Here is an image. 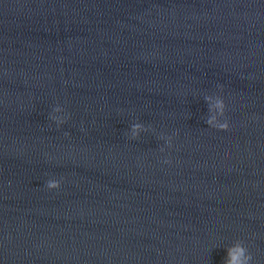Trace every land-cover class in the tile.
Returning <instances> with one entry per match:
<instances>
[{"label": "water", "instance_id": "95a60500", "mask_svg": "<svg viewBox=\"0 0 264 264\" xmlns=\"http://www.w3.org/2000/svg\"><path fill=\"white\" fill-rule=\"evenodd\" d=\"M236 240L264 264V0H0V264H223Z\"/></svg>", "mask_w": 264, "mask_h": 264}, {"label": "clouds", "instance_id": "9594fccd", "mask_svg": "<svg viewBox=\"0 0 264 264\" xmlns=\"http://www.w3.org/2000/svg\"><path fill=\"white\" fill-rule=\"evenodd\" d=\"M204 98L208 102V111L203 118L205 123L209 127L220 129L226 128L227 123L224 117L225 104L221 96L216 93H207L204 95ZM48 118L52 123L56 125V127L59 128L68 121L70 116L62 105L56 104L49 113ZM147 130L148 129L144 124L135 122L130 125L129 134L131 138L135 139L142 132ZM161 139H163L164 142L170 146L171 137L161 136ZM163 150L164 148L161 147V151ZM60 185L61 180L55 177L49 178L46 181V187L48 189H58ZM224 249L225 255L223 258V264H251V255L241 241L236 240L226 246Z\"/></svg>", "mask_w": 264, "mask_h": 264}]
</instances>
